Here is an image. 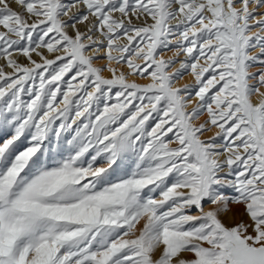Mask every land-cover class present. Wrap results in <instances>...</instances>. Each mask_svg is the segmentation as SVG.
<instances>
[{
  "label": "snow or ice",
  "instance_id": "snow-or-ice-1",
  "mask_svg": "<svg viewBox=\"0 0 264 264\" xmlns=\"http://www.w3.org/2000/svg\"><path fill=\"white\" fill-rule=\"evenodd\" d=\"M261 88L264 0H0V264H264Z\"/></svg>",
  "mask_w": 264,
  "mask_h": 264
},
{
  "label": "bare ground",
  "instance_id": "bare-ground-1",
  "mask_svg": "<svg viewBox=\"0 0 264 264\" xmlns=\"http://www.w3.org/2000/svg\"><path fill=\"white\" fill-rule=\"evenodd\" d=\"M262 90H264V88H262ZM259 97L257 96H254L253 97V100L256 101L258 100ZM231 211L229 213L226 214V221H227V224H231L234 222L235 219H238V216L240 215V213L242 212V209L237 207V206H234V205H231L229 206ZM235 214V215H233Z\"/></svg>",
  "mask_w": 264,
  "mask_h": 264
},
{
  "label": "rangeland",
  "instance_id": "rangeland-1",
  "mask_svg": "<svg viewBox=\"0 0 264 264\" xmlns=\"http://www.w3.org/2000/svg\"><path fill=\"white\" fill-rule=\"evenodd\" d=\"M257 70H258V69H257L256 67H253V68H252V71H253V72H256ZM189 82H191V77L186 75V76L184 77V79L181 80V81L179 82L178 86H182L183 84H185V83H189ZM261 91L264 92V90H262V88H261ZM204 118H206V117H201L202 120H203ZM208 135H211V133H208ZM230 206H231V205H230ZM206 207H207V206H206ZM239 218H240V215L238 216V219H239ZM222 219H223L224 222L227 224V221H226V215L223 216Z\"/></svg>",
  "mask_w": 264,
  "mask_h": 264
}]
</instances>
